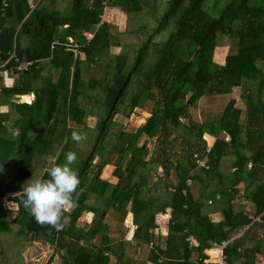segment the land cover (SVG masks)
Returning a JSON list of instances; mask_svg holds the SVG:
<instances>
[{
  "label": "trees",
  "instance_id": "trees-1",
  "mask_svg": "<svg viewBox=\"0 0 264 264\" xmlns=\"http://www.w3.org/2000/svg\"><path fill=\"white\" fill-rule=\"evenodd\" d=\"M66 2L0 0V60L14 50L35 62L14 71L16 85L0 78L4 105L34 94L31 103H14L17 115L0 112V199L12 193L17 207L3 209L0 200V253L5 245L41 242L60 253V264H109L110 254L115 264H136L125 256L130 241H109L121 236L131 212L133 237L152 242L153 264H213L204 262L205 250L230 238L227 264H264V0ZM225 36L234 50L223 54ZM112 46L119 51L111 53ZM246 83L256 91L240 107L231 94ZM221 95L230 98L215 115L201 122L191 112L202 97L213 102ZM138 109L149 116L135 130L115 128L116 115ZM89 115L97 116L93 127ZM203 125L215 136L209 152ZM77 129L88 137L79 144L71 139ZM68 151L77 154L72 167L80 185L65 227L56 231L38 224L15 194L31 178L48 179L47 170L64 163ZM196 153L207 156L208 168H197ZM228 156L234 158L226 169ZM108 164L112 175L104 179ZM241 201L254 207L253 216ZM166 207L171 218L160 243L156 214ZM217 210L222 218L214 221ZM84 212L92 213L86 227L78 224Z\"/></svg>",
  "mask_w": 264,
  "mask_h": 264
},
{
  "label": "rangeland",
  "instance_id": "rangeland-1",
  "mask_svg": "<svg viewBox=\"0 0 264 264\" xmlns=\"http://www.w3.org/2000/svg\"><path fill=\"white\" fill-rule=\"evenodd\" d=\"M69 1V0H68ZM67 3V2H66ZM69 5V4H68ZM69 8V7H67ZM108 10V9H107ZM111 13L110 15H113L114 19L113 20L116 24L119 25H123L124 21L123 19L121 20L120 18H115L118 15V12L114 9V10H110ZM105 13L102 15V19L104 18ZM222 43H224V50H223V54L229 52V51H233L234 50V42L231 40V38L229 36H225L221 39ZM120 47L117 46H112L110 48V52L111 53H117L119 51ZM256 64L258 66H261V62L257 61ZM93 69L96 71L98 68L97 66H93ZM255 91H256V86L246 83L241 85L239 88H237L235 94H237L238 96V101L239 104L242 106L245 105V100L246 98H249L250 95H255ZM203 98V97H202ZM207 97H205L206 99ZM217 100L213 101L215 102V106L212 105V109L210 108L209 104H212L213 102L210 101L208 103H204L202 101H200L199 103L202 104V108L198 109V111L196 112L198 116H200L201 118H204L205 116H209L211 117V114L215 115V113L220 112V107L223 106L224 104H226V102L228 101V99L230 98V96L228 95H221L218 97H215ZM26 100H30V98L25 97ZM3 102V101H2ZM2 105V103L0 102V106ZM209 109V110H207ZM200 111V113H199ZM149 116V113L146 111H141V110H135V112H133L131 114L130 117H126L123 114H118L115 116V121L117 122V125H115V128L117 129L120 125H122L124 127V130L126 131H133L135 130L139 125H141L144 120ZM200 118V119H201ZM87 122L89 124L90 127H93L97 121V116H88L87 118ZM182 126L178 127V129L176 131L182 133L186 132V129H184V125L185 120H182ZM185 123V124H184ZM204 127V138L209 142H211V140H213V138H211V135L213 133H211L209 131V127L208 125H203ZM216 128V127H215ZM114 133V131H112V134ZM92 134H94V131H92ZM155 141V140H154ZM154 141H151V143H149V147L153 145ZM233 156H228L227 158H225L224 160V166L226 169H228L231 165V162L233 161ZM109 167L105 170V175L107 176V173L109 171ZM155 170L157 171V168L155 166ZM158 173V172H156ZM105 176V177H106ZM240 194L243 191V184H239L238 185ZM13 195L12 193H6L5 196L3 198H1V203H2V208L3 209H11L12 212H15V210L17 209V207L15 206V204H13L10 200H9V196ZM241 198L240 196H238V199ZM242 202V201H241ZM246 204L245 205V210L251 214L253 216L254 214V207L249 204L248 201H244ZM158 214V213H157ZM86 216H81V220L79 221V224L84 225V227L86 226L87 220ZM6 234H2V236H5ZM18 254H20V260L18 258ZM52 256V260L49 262L50 258ZM60 260H61V256L60 253H53V248L51 246H47L44 243L38 242V243H26L24 244L22 247L18 246L17 243L14 245H5L2 253H0V263H4L6 261H14V262H18V263H22V264H60Z\"/></svg>",
  "mask_w": 264,
  "mask_h": 264
},
{
  "label": "clouds",
  "instance_id": "clouds-1",
  "mask_svg": "<svg viewBox=\"0 0 264 264\" xmlns=\"http://www.w3.org/2000/svg\"><path fill=\"white\" fill-rule=\"evenodd\" d=\"M71 139L79 144L88 139L82 129L73 130ZM74 151L66 153L65 162L54 163L48 170V179L31 178L15 196L40 225L56 231L65 227L64 213L73 204V195L80 185L79 172L72 166L77 162Z\"/></svg>",
  "mask_w": 264,
  "mask_h": 264
},
{
  "label": "crops",
  "instance_id": "crops-1",
  "mask_svg": "<svg viewBox=\"0 0 264 264\" xmlns=\"http://www.w3.org/2000/svg\"><path fill=\"white\" fill-rule=\"evenodd\" d=\"M66 1L69 2L68 0H66ZM31 3H32V6L35 5V2H32L31 1ZM86 34H90L89 37L92 36L91 33H86ZM23 38L26 39L25 35L22 37V39ZM22 42H24V43H22L23 46L24 45H27V42L25 40H23ZM22 60H24V59H22ZM43 62H44V64H47L46 68L49 69V65L47 63V60H44ZM40 63H42V62H40ZM3 64H4V61H1L0 60V69H2V70L4 68H6L5 66H3ZM0 78H1V83L4 86H7V87L13 86L14 84L16 85V83L19 82L18 76H16L14 74V72H10V71L9 72H6L4 75L0 76ZM235 92H236V90H234V92L231 95L235 96L238 99V96H237V94H235ZM25 96L30 97V100H26L25 99ZM228 96H230V95H228ZM205 97L206 96H204L200 101H202L204 103L210 102L209 97H207L206 99H205ZM2 98L3 97L0 96V99H1L0 101H3ZM33 99H34L33 92H30L28 94H23V95L15 96V97L11 98V100L8 102L7 105L2 104L0 106V112H6V111H8L11 116H15V115H17V113L15 112L14 103H31V101ZM209 105H210V108L209 109H212L213 108L212 105L215 106V102H213L212 104H209ZM238 105L241 107V105L239 104V101H238ZM200 108H202V104L197 103L196 105H194V107L191 108V112H195V111L197 112L198 109H200ZM196 112H195V115L202 122L203 121V118H201L200 116H198ZM199 113H200V111H199ZM6 124L10 125L11 124V121H10V123H6ZM225 137L227 138V136H225ZM211 138H213V140H211V142H209V144H212L214 142L215 136L214 135H211ZM108 167L110 169H109V171L107 173V176H106L105 175V170ZM112 170H113V166L111 164L106 165L105 168L103 169V172H102V175H101L102 178H104V179H110L111 178V175H112ZM157 172H158V170H157ZM170 179H171V181H173V183L176 184L177 179H176V177L174 175L171 176ZM165 213H167L166 216L164 215ZM82 215L83 216H86V219L85 220H87V223H86V226H87L90 223V221H91L92 213H90V212H84ZM210 217L214 221H218V220H220L222 218V214H221V212H219L217 210L214 213H211ZM170 218H171V208L170 207H166L165 208V211L159 212L158 214H156V222L161 225L160 230H161L162 235L160 237H161V240L162 241H160V243H163V239H164L163 237L166 236L165 226H166V223L170 220ZM80 220H81V217H80L79 221ZM79 225L84 227V225H81V224H79ZM124 225H125V228L121 231V233H120L121 236L120 237H114L113 235H111L110 238H109V241L111 243L117 242L120 239H124L126 241H130V244L131 245H130L129 248L126 247V253L127 254L125 256L126 257L128 255L130 256V254L133 255L137 259V263L136 264H144V263H146V264H153L147 258L148 254H149V251H150V248L153 245L152 242L150 244V242H145L144 240H141V239H138V238H134L133 237V231H134V228H135V224L133 223L131 212H128V214L126 215V219H125ZM192 238L194 239V237H192ZM33 243H38V242H33ZM135 244H138L137 247L135 246ZM211 245H212V242H211ZM132 251H133V253H132ZM205 252H206V255L208 256V258L210 260H212L215 257V255H216V249H214L213 246L210 247V248H208V249H206ZM211 252H214V253H211ZM115 263H116L115 255L110 254V262H109V264H115ZM1 264H3V263H1ZM12 264H18V262H14ZM19 264H22V263L20 262Z\"/></svg>",
  "mask_w": 264,
  "mask_h": 264
},
{
  "label": "built area",
  "instance_id": "built-area-1",
  "mask_svg": "<svg viewBox=\"0 0 264 264\" xmlns=\"http://www.w3.org/2000/svg\"><path fill=\"white\" fill-rule=\"evenodd\" d=\"M88 37L90 36V34H86ZM71 40V39H70ZM9 54V58L8 60L4 61L3 66L6 67L7 62L11 59L14 61L13 65L10 66L9 68H4L3 70L0 69V76L4 75L6 72H22V71H26L27 69H29L30 67L34 66L35 62L33 60H22L20 59L14 50L8 52ZM212 144L208 143V146L206 148V152H209L210 148H211ZM195 159H196V163H197V168H208V158L207 156H203L200 157L197 153L194 155ZM191 178H187L186 180V185H189L191 183ZM183 193H185V190L183 191ZM165 216L167 215V213L164 214ZM232 240L230 239H224L221 241H212V246L214 247V249H216V255L215 257L210 260L209 258H205L204 262H211L213 264H227L226 261V254L224 252L228 242ZM186 241L188 242L190 247H193V245H195V240L189 235L186 237ZM151 244V243H150ZM206 253V252H205Z\"/></svg>",
  "mask_w": 264,
  "mask_h": 264
},
{
  "label": "bare ground",
  "instance_id": "bare-ground-1",
  "mask_svg": "<svg viewBox=\"0 0 264 264\" xmlns=\"http://www.w3.org/2000/svg\"><path fill=\"white\" fill-rule=\"evenodd\" d=\"M25 97L30 98V97H28V96H25Z\"/></svg>",
  "mask_w": 264,
  "mask_h": 264
}]
</instances>
